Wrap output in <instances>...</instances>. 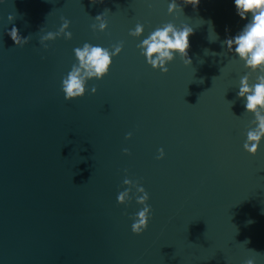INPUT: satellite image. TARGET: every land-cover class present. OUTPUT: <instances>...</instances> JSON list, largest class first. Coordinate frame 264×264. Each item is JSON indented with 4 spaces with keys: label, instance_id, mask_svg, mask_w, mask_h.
<instances>
[{
    "label": "water",
    "instance_id": "water-1",
    "mask_svg": "<svg viewBox=\"0 0 264 264\" xmlns=\"http://www.w3.org/2000/svg\"><path fill=\"white\" fill-rule=\"evenodd\" d=\"M182 2L169 14L168 0H0V264H264V138L244 150L253 116L236 91L249 70L221 43L245 21L232 0ZM101 12L107 27L93 30ZM63 19L71 38L45 48ZM167 22L192 27L191 64L176 56L162 73L137 44ZM84 42L122 50L87 82L94 94L65 100ZM125 178L148 193L140 234L135 188L116 201Z\"/></svg>",
    "mask_w": 264,
    "mask_h": 264
},
{
    "label": "clouds",
    "instance_id": "clouds-1",
    "mask_svg": "<svg viewBox=\"0 0 264 264\" xmlns=\"http://www.w3.org/2000/svg\"><path fill=\"white\" fill-rule=\"evenodd\" d=\"M102 2V0H100ZM183 4H191L194 8L199 0H183ZM236 15L245 23L239 30L231 35L226 36L222 45L226 48L228 54L234 55L243 62V65L249 71L239 79L236 97L242 98L243 108L253 116L251 124L254 125L246 131V139L243 148L249 154L254 155L258 150V145L264 138V0H232ZM176 11L181 12V4L177 0H168L167 12L172 14ZM11 23L13 16L7 17ZM92 24L93 30L104 31L107 27V21L104 18V12L98 13ZM209 40L218 38L217 34L211 28V21H208ZM69 22L63 19L57 31H48L40 37V43L46 48L45 41H51L63 35L65 39L71 38V32L67 31ZM227 31V28L225 29ZM7 35L15 45H23L27 42L28 37H21L15 24L7 29ZM144 26L137 23L129 29V35L140 37L143 34ZM193 29L188 24H181L179 27L172 22L161 24L150 31L147 36L139 41L137 48L144 57L145 62L153 69H159L162 73L168 71L167 64L176 56H179L185 65L191 64V58L188 56L189 36ZM211 33V38H210ZM122 50V44L117 43L111 48L93 45L84 42L82 46L73 48L75 63L70 70L61 79V91L65 100H72L82 97L86 91L96 92L95 86L90 89L86 88L89 80H100L107 75L112 57L119 54ZM208 50L205 49L207 54ZM212 55H217L212 53ZM255 73L254 82H250V74ZM126 134L125 138H128ZM127 153V149L123 150ZM157 159L164 155L163 149L157 150ZM123 185L127 186L124 190L119 191L116 196L117 203L125 204L130 197V191L134 187L136 203L142 207L135 212L134 220L131 224V231L140 234L146 227L151 215L150 205L147 204L149 199L145 189L136 182L125 178ZM251 223V221H248ZM244 264H254L253 259H247Z\"/></svg>",
    "mask_w": 264,
    "mask_h": 264
}]
</instances>
